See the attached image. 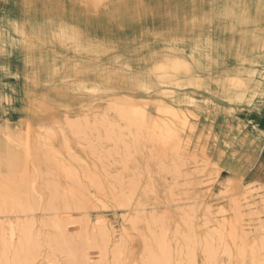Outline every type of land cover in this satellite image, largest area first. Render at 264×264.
Instances as JSON below:
<instances>
[{"label":"rangeland","instance_id":"obj_1","mask_svg":"<svg viewBox=\"0 0 264 264\" xmlns=\"http://www.w3.org/2000/svg\"><path fill=\"white\" fill-rule=\"evenodd\" d=\"M111 1L0 0V220L27 224L29 264H208V242L217 264H264V185L249 171L264 92L233 93L248 78L264 86V0H199L196 23L116 49L142 66L117 65L134 70L130 82L26 67L25 18L60 8L98 18ZM191 51L206 63L192 76L210 88L150 73L151 58ZM81 239L82 253L62 251Z\"/></svg>","mask_w":264,"mask_h":264},{"label":"bare ground","instance_id":"obj_2","mask_svg":"<svg viewBox=\"0 0 264 264\" xmlns=\"http://www.w3.org/2000/svg\"><path fill=\"white\" fill-rule=\"evenodd\" d=\"M198 1L116 0L111 1L105 13L98 18L89 17L80 12L75 14L76 10L74 8L72 9L74 13H67L68 8H60L55 10L54 13L44 15L41 20L32 17L25 18L20 28L24 35L21 41H23L25 49L26 67L33 68L36 66L38 68L37 64H39V68L42 70L41 73L38 70L35 73L36 76L43 74L42 77L47 76L54 79L63 76L81 78L89 75H96V78H101L102 75V79L105 81L130 82L133 73H135L134 70L130 68L125 71L117 65L124 67L125 62L131 60L129 62L130 67L139 66L141 69L142 66L138 65L125 52L115 50L129 45L149 32H156L157 35L163 36L167 34V31H178L184 21L196 23L198 21L197 9L200 8ZM207 2L208 0H206ZM239 5L242 14L251 15L250 10L253 7L246 6L241 2H239ZM219 13L221 14L220 9ZM161 22L165 25L163 24L160 28ZM94 28H97L95 31L97 35H95ZM0 37L3 41H9L4 32H1ZM35 41H41L47 45L40 48ZM237 49L238 47H232V56L237 55L239 51ZM256 49L260 51V54L256 57V59H259L264 52V42H258ZM82 56L87 57L89 63H84L86 60H83ZM103 59L110 62L111 66L109 68L102 69L99 66ZM151 60L154 64L152 70H155L150 73L160 71L161 74L166 75L162 78L163 81L210 88L208 75L203 79L192 76V74L200 72L205 67L206 63L202 55L191 51L188 58L184 55H170L162 56L161 59L157 60L151 58ZM94 63H97L96 66ZM84 64H87V68H84ZM179 72H182L183 75L180 76ZM228 81L230 87L232 84L237 83V78L233 77L230 80L228 78ZM242 82L244 81H241V84ZM216 83H219V81H216ZM242 85L239 92L233 91L235 95H244L248 91L253 93L257 91L264 92L263 83L252 78L245 79V83ZM13 202L14 200L12 201V209L16 206ZM7 205H10L9 201L2 203L3 208H9ZM19 209L17 208L16 211ZM12 220H0V249L2 250L0 264H29V257L31 256H29L31 254L29 247H32L30 245V229L25 222L22 221L26 226L22 225L23 223L19 222L20 220H15L16 222ZM83 248L84 239H81L80 242L69 240L65 246L61 247L62 251L68 255H75L76 252L82 253ZM163 250L164 247L160 252L165 256L167 252L164 253ZM215 252L214 246L208 242L206 245L208 264H217ZM189 263L194 264L193 259ZM152 264H167V262L157 263L155 261Z\"/></svg>","mask_w":264,"mask_h":264},{"label":"crops","instance_id":"obj_3","mask_svg":"<svg viewBox=\"0 0 264 264\" xmlns=\"http://www.w3.org/2000/svg\"><path fill=\"white\" fill-rule=\"evenodd\" d=\"M14 66V65H13ZM259 129L264 132V110L261 112V116L259 118ZM262 148L257 152L256 154V160L255 162L253 163V166H250L249 168V171L250 173L254 174V171H256V175L255 177H253V181L255 182H261V184L264 185V181H261L262 180V173L264 172V137L262 138ZM259 178V179H258Z\"/></svg>","mask_w":264,"mask_h":264}]
</instances>
